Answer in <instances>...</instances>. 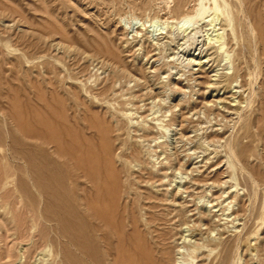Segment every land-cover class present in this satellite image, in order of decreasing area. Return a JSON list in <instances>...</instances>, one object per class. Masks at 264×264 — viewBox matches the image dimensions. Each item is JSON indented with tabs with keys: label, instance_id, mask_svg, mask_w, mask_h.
Segmentation results:
<instances>
[{
	"label": "rangeland",
	"instance_id": "374dc122",
	"mask_svg": "<svg viewBox=\"0 0 264 264\" xmlns=\"http://www.w3.org/2000/svg\"><path fill=\"white\" fill-rule=\"evenodd\" d=\"M137 1L144 0H0V264H15L7 252L18 256L22 248L24 253L56 237L57 224L41 215L49 199L27 162L18 159L40 152L69 188L77 178V212L85 223L92 190L86 175H98L111 186L114 179L116 209L110 212L126 235L132 234L133 257L139 251L133 224L140 215L151 220L155 239L165 232L174 233L176 243L186 237L187 260L193 264H211L220 251L218 239L233 237H222V228H244L242 238L246 233L252 247H263L264 0H217L231 21L225 26L229 57H204L202 67L190 60L207 55L226 19L211 10L213 0H169V10L166 0H155L145 11L133 6ZM160 8L161 20L168 19L164 26L148 22ZM198 9L206 10L202 19L181 23ZM249 13L257 15L259 42L250 31ZM193 32V39L182 40ZM152 35L170 40L154 49ZM224 76H235L230 93L209 84ZM223 95L233 96L218 101ZM252 172L261 176L259 182L248 180ZM20 180L32 200L17 197ZM213 217L228 225L208 231L202 224ZM42 249L48 245L37 253ZM151 250L159 255L155 244ZM208 250L213 252L207 259ZM48 255L55 259L58 248ZM244 256L251 262L250 253Z\"/></svg>",
	"mask_w": 264,
	"mask_h": 264
},
{
	"label": "bare ground",
	"instance_id": "6f19581e",
	"mask_svg": "<svg viewBox=\"0 0 264 264\" xmlns=\"http://www.w3.org/2000/svg\"><path fill=\"white\" fill-rule=\"evenodd\" d=\"M121 2H123V1H121ZM154 2H155V0H144L142 3L141 2L134 3L133 6L137 10H144L145 11L146 9L153 8ZM166 2H167L166 3L167 8H168L167 10H169L170 9L169 4H171V3H168L169 0L168 1L166 0ZM177 2H179V1H177ZM213 2H214V4H213L214 6L211 10H213L217 13H220L223 17L226 18V19H224V22H225V24L223 25L224 28H222L220 30L219 34L217 36H215L213 43L212 42L209 43V46L207 47V55L200 57V55H202V54H199V55L197 54V56L195 55L196 57L193 56L191 58L190 62L193 63L195 66H201V67L207 66V65H205L206 61L203 60L204 57H206V59H207V57H209V59L213 60L214 58L215 59L219 58L220 53H224L225 56L229 57L228 53L225 50L226 45H228V43L225 40V26H230L231 21L228 19L229 17L227 16L225 5H223V7H225V8H222L218 4L217 0H213ZM243 5L245 6V4H243ZM158 9L159 8H157V10ZM167 10H166V12H167ZM159 11H160L159 16L155 17L153 20L149 19L148 22H154V23L161 22L162 23L161 26L162 25L164 26L165 24L168 23V19L161 20L162 19V17L160 16L161 15V8ZM164 11H165V9H164ZM191 13H193V12H191ZM205 13H206V10L198 9L194 16H191L190 18L186 17V18L182 19L181 23L186 25V24H189L190 22L200 20L204 17ZM248 15L250 17L249 19L251 20V24H252L251 25L252 29H250V31L251 32L253 31L255 34L257 33L258 38L256 40H258V42H259L261 33L259 31V28H256L257 25H255V21L253 19L254 17H257V15L253 14L254 17L250 13ZM148 22H147V24H148ZM240 24H241V22H240ZM243 25L244 24H242V26ZM163 28H162V31H164ZM247 29H249V28H247ZM199 31H200V29H199ZM173 33H175V32H173ZM160 35H162V34H159V36ZM189 35L190 36H185V38H183L182 40H184V41L186 40V42H187L188 39H190V38L193 39L195 37L196 33L193 32ZM257 36L255 35V37H257ZM165 39L170 40L169 37L157 38V37L153 36L152 38H148L149 46L151 48L159 50L160 47L163 45L161 43L162 42L161 40H165ZM205 44H207V43H205ZM177 46H179V45H177ZM180 46H181V44H180ZM182 46H183V44H182ZM253 48H256L255 45ZM263 64H264V62H263ZM122 69L127 70V65H125V67L122 66ZM131 74H133V73H131ZM239 74H240V72L238 70L237 75H239ZM217 76H218V73L216 71V72H214L212 77L216 78ZM234 79H235V76H231V77L224 76L223 78L218 80V82L216 81L217 83H215V82L213 83L211 81L209 84L213 87L214 90L225 89L230 93L232 89H236V88H232L229 85L230 82ZM231 96H233V95H231ZM231 96H226V95L224 96L223 95L222 98L219 97L218 101L224 102V101L228 100L229 98L232 99ZM237 108H239V107H237ZM228 110L231 111L230 108ZM247 119H248V117H247ZM254 125L255 124L252 123L248 129L250 130V129L254 128ZM7 140H9V139H7ZM261 147H262V145H261ZM12 148H14V147H12ZM228 148H231V146H229ZM243 148L244 147H242V149ZM239 149H241V148H238V151H239ZM15 150H17V149L15 148ZM235 154H237V153H235ZM239 154H240V152H239ZM229 156H231V155H229ZM19 157L20 158L22 157L27 162V167L30 169V172L32 173L31 176H33L34 183L37 184L36 186L39 188V190L45 191L44 195L49 200L47 201L46 207L41 211V215H42L43 219L48 220L49 222L51 221V219L54 220V222L57 224V229H56L57 231H56V237L55 238H48L45 241L43 240V242H39L38 244L34 245L33 249H29L24 253H23V248H22L19 251L18 256H15L13 253L7 252L6 258L9 261H11L15 264L16 263L17 264H193L194 263V262L190 263L187 260L188 249H186V247H185L186 237H183V235H182V237L179 238V240L176 243L175 242V240H176L175 234L172 232H165L161 236L158 235L157 239H155V237L152 235L153 234L152 225H151L152 222L147 217H145L147 219H144V215L143 216L140 215L141 216L140 218L137 216L134 219L133 226H134V230H135V235L137 236L135 243H136V245L138 244V246H139L138 250L139 251L136 253V256H134V257L132 256L133 254L130 251V247L132 246V243H133V236L131 233L126 235V231L121 224L122 221L113 216L115 211L110 212L111 208L116 209V200L117 199L115 200L116 190H115L114 179H112L110 181L112 183V186H111L110 184H107V183L103 184V181H101L100 176H98V175L90 176L85 172L87 174L86 176H87V178L91 184V188H92V190L87 191L88 192V200H86V205H85L86 206L85 215L87 216V218L88 217L90 218V219H88L90 222L85 223L81 219V217L79 216V213L77 212V203H78V199H80L79 194L78 193L76 194V192L78 190L76 188V186L79 187V182H78L77 178H74V177L71 178L72 180L70 181L71 182L70 184L73 183L75 188H69V183L59 172H57V171L52 172L51 170L48 169V165L46 163V159H47L48 155L46 153L40 152L38 155H26V154L21 155L20 154V155H18V159H19ZM136 157H138V156H136ZM234 157H236V156H234ZM256 159H258V158H256ZM243 161H244V159H243ZM247 161H249V160H247ZM16 162H17V160H16ZM240 162H242V161H240ZM245 163H246V161H245ZM24 165H25V163H24ZM240 169H243V168H240ZM246 169H248V168H246ZM240 171H242V170H240ZM244 171H245V169H244ZM246 174H247V177L250 175L249 176L250 178L248 180L249 181L254 180V183H256V179L258 181V179H260L259 177H261L259 174H256L255 172H254L255 175L253 174V172H252V174L250 173L249 175H248V173H246ZM9 178H7V180H9ZM262 182L263 181H261L260 186H263ZM33 188L34 187H32V189ZM252 188H253V184H251V189ZM255 189H256V186H255ZM255 189H252V190H254V192H255ZM17 190H18V196L17 197L22 198V196L28 195L30 200L33 199V196L30 197L29 191H28L26 185L23 183L22 180H20L19 186L17 187ZM257 190H258V188H257ZM257 190H256V192H257ZM179 192H180V190L177 192V194ZM75 195H77V196H75ZM92 196H94V197H92ZM263 200H264V197H263ZM139 206H140V204H139ZM237 206L238 205H236V207ZM234 207L235 206H232L233 209H234ZM150 208H151V206H150ZM140 210L142 212L145 210V208L143 206H140L139 211ZM141 212H140V214H141ZM211 215H212L211 212H209V217ZM214 218L215 217H213L210 222L202 224L203 226L207 227L208 231H214L215 232L217 230L218 226L220 227V226H227L228 225V223L223 224V225H218L216 223V221H213ZM217 218H218V223H220L221 219L219 217H216V219ZM229 228H233L235 231H229L230 230ZM239 230H241V229H239ZM239 230H236V227H234V226L222 228V232H221L222 237L226 236L227 234H230V233L233 237L231 239L227 238L225 241H222L223 239L221 237L218 239V240H220V242L216 245V247L217 248L220 247V251H219L218 255L211 261V264H214V262L218 259H219L218 264H264V245L262 247V245L256 246L257 245L256 244L255 247L254 246L252 247V245H251L252 241H250L251 237L249 238L248 235L245 233V235L242 238L244 228L241 231H239ZM35 231H36V229H35ZM126 236H128V239L125 238ZM8 237H10V236H8ZM26 237H25V239H26ZM62 240L64 241V243ZM154 241H155V243H154ZM44 243L48 245V250L44 251V249H42V251L40 253L39 252L37 253L36 250L40 247V245H42ZM172 243L174 244V247H173ZM175 243H176V245H175ZM154 244L156 246V250L159 251V255H155L154 251L151 250V249H154ZM68 245L72 246V248H74V250L73 249L71 250L68 247ZM7 246H8V244H7ZM126 246H127V248H126ZM161 246H162V248H161ZM54 247L58 248L57 257L53 260L46 258L45 257L46 254H49L48 256H51V249ZM208 248H209L208 245L203 246L201 248L194 247L192 249V252L195 253L197 251H201L204 249L207 250ZM208 252H209V254L206 255L207 259L212 254L213 250H208ZM244 253H250V255L252 256V259H251L252 263L244 261V259H246L244 256ZM259 254H261L260 255L261 257L259 256ZM6 264H9V262Z\"/></svg>",
	"mask_w": 264,
	"mask_h": 264
}]
</instances>
